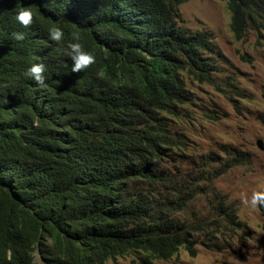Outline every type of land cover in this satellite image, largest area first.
Segmentation results:
<instances>
[{"label": "trees", "instance_id": "16d2710c", "mask_svg": "<svg viewBox=\"0 0 264 264\" xmlns=\"http://www.w3.org/2000/svg\"><path fill=\"white\" fill-rule=\"evenodd\" d=\"M190 1L0 0V264H33L37 247L48 264H156L237 239L245 224L213 185L242 159L203 157V174L176 166L190 139L173 123L195 104L184 77L215 86L224 61L210 31L183 25ZM221 1L238 40L264 31V0ZM20 5L36 7L27 27L15 20ZM58 20L59 43L48 35ZM73 34L92 45L98 70L66 81ZM34 63L45 65L44 86L26 74Z\"/></svg>", "mask_w": 264, "mask_h": 264}, {"label": "rangeland", "instance_id": "374dc122", "mask_svg": "<svg viewBox=\"0 0 264 264\" xmlns=\"http://www.w3.org/2000/svg\"><path fill=\"white\" fill-rule=\"evenodd\" d=\"M181 15L186 29L210 31L224 61L215 86L184 77L195 104L189 108L190 119L173 123L190 139L188 150L180 152L184 164L178 160L176 166L190 171L193 164L202 173L203 157L239 156L244 164L215 180L213 187L228 197L245 226L226 250L198 245L196 257L182 249L171 260L156 264H264V211L246 202L254 192L264 193V151L257 145L259 140L264 144V31L238 40L231 29V12L221 0L190 1L181 6ZM210 198L200 197V215L210 212ZM132 261L133 257H124L106 264Z\"/></svg>", "mask_w": 264, "mask_h": 264}, {"label": "clouds", "instance_id": "9594fccd", "mask_svg": "<svg viewBox=\"0 0 264 264\" xmlns=\"http://www.w3.org/2000/svg\"><path fill=\"white\" fill-rule=\"evenodd\" d=\"M85 2H94L106 6V3L115 2L116 0H83ZM128 3L131 0H124ZM226 3V2H225ZM15 20L22 26L27 27L33 22V18L36 15L35 6H18L15 10ZM24 32H13L11 33V38L17 42L23 41L25 39ZM49 39L55 42H61L64 39L65 31L61 21H57L55 24L48 29ZM82 35L73 34L71 41L66 43V47L63 49L64 55L70 58L71 63H65L64 67V78L66 81L68 79L76 78L74 74H80L89 69V75L98 70L97 63L98 57L91 50V44L81 38ZM104 51V50H103ZM95 68V69H94ZM46 68L43 63H34L27 68L26 74L38 85L44 86ZM98 73V72H97ZM101 73V72H99ZM101 78V76H96ZM103 89V85L98 84L91 87V92ZM251 204V207L255 210L257 208L264 209V193L254 192L251 196L250 201H246ZM33 264H48L46 258L42 255L39 247L33 253Z\"/></svg>", "mask_w": 264, "mask_h": 264}, {"label": "water", "instance_id": "95a60500", "mask_svg": "<svg viewBox=\"0 0 264 264\" xmlns=\"http://www.w3.org/2000/svg\"><path fill=\"white\" fill-rule=\"evenodd\" d=\"M257 145H258L259 149L264 151V144L261 140L258 141Z\"/></svg>", "mask_w": 264, "mask_h": 264}, {"label": "bare ground", "instance_id": "6f19581e", "mask_svg": "<svg viewBox=\"0 0 264 264\" xmlns=\"http://www.w3.org/2000/svg\"><path fill=\"white\" fill-rule=\"evenodd\" d=\"M179 10H180V12H181V7H179ZM93 102H95L96 100H92Z\"/></svg>", "mask_w": 264, "mask_h": 264}]
</instances>
